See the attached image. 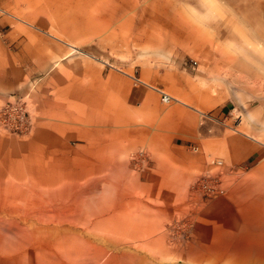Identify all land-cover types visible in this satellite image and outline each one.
I'll return each instance as SVG.
<instances>
[{"label": "rangeland", "instance_id": "rangeland-1", "mask_svg": "<svg viewBox=\"0 0 264 264\" xmlns=\"http://www.w3.org/2000/svg\"><path fill=\"white\" fill-rule=\"evenodd\" d=\"M218 2L0 0V264H264V156L175 140L181 108L264 91V0Z\"/></svg>", "mask_w": 264, "mask_h": 264}, {"label": "crops", "instance_id": "crops-1", "mask_svg": "<svg viewBox=\"0 0 264 264\" xmlns=\"http://www.w3.org/2000/svg\"><path fill=\"white\" fill-rule=\"evenodd\" d=\"M173 98L191 103L186 96ZM232 102L227 101L217 109L205 113L206 118L215 122L212 123V127L209 126L207 119L205 124H202L203 119L197 122L195 119L197 111L194 108L187 106L185 109L179 108L187 112L190 118L178 116L176 145L196 146L201 156L206 157L205 142L210 143L211 151L220 156L222 162L231 166H244L264 156V91L261 95L242 97L241 101L233 102L234 106H231ZM234 109L235 114L232 116ZM245 221L241 232L256 239L264 237L259 235L260 227H257V233L255 232L257 224L264 222V203H255L251 215H247Z\"/></svg>", "mask_w": 264, "mask_h": 264}, {"label": "clouds", "instance_id": "clouds-1", "mask_svg": "<svg viewBox=\"0 0 264 264\" xmlns=\"http://www.w3.org/2000/svg\"><path fill=\"white\" fill-rule=\"evenodd\" d=\"M204 9L205 10L203 13L196 10L195 8L190 9L191 16L201 26L215 23L220 20L221 17L218 0H204ZM240 39L243 47H252L249 39L242 33L240 34ZM229 46L236 49L237 51H243V47L241 45H237L235 42H230Z\"/></svg>", "mask_w": 264, "mask_h": 264}, {"label": "built area", "instance_id": "built-area-1", "mask_svg": "<svg viewBox=\"0 0 264 264\" xmlns=\"http://www.w3.org/2000/svg\"><path fill=\"white\" fill-rule=\"evenodd\" d=\"M196 64H197V61L195 59H193L192 60V65L194 66ZM160 95H161L162 101H164V102H168L171 99H173V96H171L169 93H167L165 91H161ZM3 112H5V110L0 111V114L3 113ZM192 148L193 149H197L196 146H192ZM217 162L220 164L221 160H218ZM212 179L207 178V177H202V179L199 182V187L203 190V192L205 194L214 193L216 191V189H217V187L214 185V183L211 182Z\"/></svg>", "mask_w": 264, "mask_h": 264}]
</instances>
